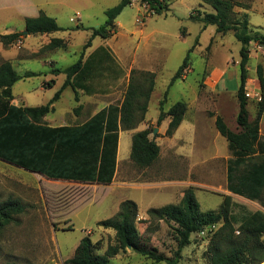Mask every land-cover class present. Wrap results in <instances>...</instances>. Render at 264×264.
I'll use <instances>...</instances> for the list:
<instances>
[{"label": "rangeland", "instance_id": "374dc122", "mask_svg": "<svg viewBox=\"0 0 264 264\" xmlns=\"http://www.w3.org/2000/svg\"><path fill=\"white\" fill-rule=\"evenodd\" d=\"M7 1L0 0V6L5 5ZM166 1L170 4V11L166 15H156L141 0H133L132 5L126 7L116 19V33L107 40L97 37L92 46L85 51L84 60L94 53L104 57L101 68L97 70L96 67V78L93 80L99 83L100 88L106 89L115 82L118 84L133 57L138 56L141 59L150 54L153 59L156 58L159 70L148 115V118L152 119L157 115L160 102L173 77L193 49L189 67L185 72L186 78L173 84L165 109L168 110V107L171 108L177 102H186L189 106L198 97V93L212 99L197 104L196 110L199 111L197 115L209 129L212 155H231L228 141L218 132L213 119L207 113L216 112L232 131L238 133L242 131L237 124L239 103L236 95L240 87L239 64L242 45L236 40L234 32L217 33L215 26L204 28L203 23L191 18L192 14L197 15L198 12H213L212 7L202 0ZM236 1L242 6L236 8L237 17L243 18L247 14L251 27L264 32V0ZM25 2L26 0H21L20 9ZM120 2L121 0H32L36 10L34 13H38L36 15L45 13L55 18L62 28V31L50 37L66 40L68 47L49 51L47 54L32 55L38 58H30L32 56L29 54L34 50H40L50 37L29 35L24 38L23 45H20L23 52L18 50L19 45L5 51L3 58L14 61L15 69L20 74L35 73L34 76L15 85L16 99L24 100L27 107L49 103L67 80L65 73L56 74L54 71L67 69L80 60L93 29L104 25L107 21L106 11ZM20 9L16 11L0 9V34L10 31L25 32V21L18 12ZM255 45L250 46V67L255 80L252 83L264 101V91L260 90L259 82H256L258 65L264 68V56L257 52ZM18 52L19 58L28 59L15 62ZM95 61L98 64V60ZM217 70L224 71L225 76L220 88L215 92L209 79ZM52 80L56 81V87L42 89L44 82ZM254 86L248 87L253 89ZM126 90L127 83H124L118 87L114 96L104 101L110 103L119 99L121 102ZM219 94L224 96L218 101ZM74 98L75 90L66 89L63 99L57 103L56 113L47 116V120L52 121L62 116L67 109L76 107ZM259 103L257 98L249 99L248 112L251 122L257 117ZM207 109L210 110L206 113ZM260 135L264 142V115L260 123ZM130 140V135L124 133L122 140L124 159L129 155L127 153L130 150ZM158 143L164 144L165 140H159ZM165 154L164 150L163 155ZM259 162H264V155L253 156L249 166ZM220 163L213 162V175L208 173L204 175L200 168L192 175V181L205 185V187L194 185V188L198 187L195 193L203 212L218 211L223 204L225 192L221 187H227V163L223 161V166H220L222 164ZM164 164V157L160 163L149 168L140 169L132 164V168L138 172L132 176L136 182L131 179L127 181L131 185L142 183L136 185L147 186L149 189H129L117 185L58 182L0 160V202L19 199L25 207V211L16 216L0 233V264H64L74 256L81 240L87 236L91 237L93 243L101 241V247L96 248L94 252L103 254L109 246L115 245L116 233L100 227L99 222L116 215L114 207L116 202L144 198L147 203H152L153 207L158 208L181 202L178 203L177 194L186 186L173 183L191 180L189 170L192 161L186 159L184 166L173 174L166 172ZM119 183L120 180L117 181V184ZM233 197L235 205L232 211L239 221L248 213L264 211V192L262 200L255 202L237 195ZM221 225L222 223L211 226L205 229L203 234L202 232L193 234L192 243L183 250L179 264H210L207 250ZM239 225L240 222L236 224L237 227ZM174 228L173 223L144 219L139 211L137 229L142 242L168 257H173L178 248ZM236 236H239V232ZM108 264L157 263L147 260L129 248L111 259Z\"/></svg>", "mask_w": 264, "mask_h": 264}, {"label": "trees", "instance_id": "16d2710c", "mask_svg": "<svg viewBox=\"0 0 264 264\" xmlns=\"http://www.w3.org/2000/svg\"><path fill=\"white\" fill-rule=\"evenodd\" d=\"M156 15H166L170 4L166 0H141ZM210 5L213 12L192 14L193 20L207 26H215L217 33L234 32L241 43L240 51V87L237 92L239 112L237 124L241 132L232 131L224 119L214 112L209 115L215 118L219 133L229 143L233 158L228 162V189L251 201H261L264 192V162H249L255 155H264V142L261 140L260 123L264 115V101L259 103L256 119L249 118V98L246 97L247 84L254 79L250 71L251 49L253 44L264 45V32L254 30L249 16L237 17L236 8L242 7L236 0H202ZM133 0L121 2L106 11L107 21L104 25L94 28L89 41L84 46L80 60L67 69L55 70L56 74L65 73L67 80L54 98L40 107H18L14 100L12 88L23 78L34 76L27 72L19 75L11 62L0 66V159L30 172H36L48 179L70 180L85 183L110 184L113 182L116 168L121 128L133 130L146 120L149 103L156 85V75L151 72L133 70L124 101L120 105H110L81 126L51 127L45 117L54 112L63 91L71 86L78 90L92 93L93 79L103 63L102 56L94 53L86 61L85 51L93 41L100 37L109 39L116 33V19L132 5ZM62 31L55 18L40 13L38 17L26 18L25 32L1 35L0 42L10 46L22 42L26 36L50 35ZM68 42L54 38L44 50L67 49ZM210 47V46H209ZM189 52L182 66L173 77L170 86L160 102L158 125L170 117L166 135L172 137L182 124L188 111V103L177 102L168 110L165 109L167 98L173 84L184 78L189 67ZM98 60V64L95 60ZM256 82L264 91V68L258 65ZM90 78V79H89ZM54 81L50 82L52 86ZM79 109V108H78ZM77 109V110H78ZM150 130L136 133L133 136L131 160L139 168L152 166L160 156V146L150 139ZM246 166V167H245ZM235 203L230 195L224 196L218 211L203 212L197 200L194 188L184 191L179 204H169L148 211L150 220L166 221L175 225L178 248L173 257H168L158 249L149 247L142 242L137 229L139 216L138 205L131 200L120 205L119 212L112 218L99 222L104 229L116 233V243L103 254L94 250L101 247V241L93 243L90 236L83 238L74 256L64 264H108L121 252L130 249L147 260L161 264H179L183 250L189 246L193 234L222 223L215 232L207 250L210 264H262L264 263V211L244 215L240 221L233 214ZM25 207L19 199L0 202V233L16 216L22 214ZM240 222L237 227L236 224ZM71 230V229H70ZM239 232V236L236 233Z\"/></svg>", "mask_w": 264, "mask_h": 264}, {"label": "crops", "instance_id": "0c3cea01", "mask_svg": "<svg viewBox=\"0 0 264 264\" xmlns=\"http://www.w3.org/2000/svg\"><path fill=\"white\" fill-rule=\"evenodd\" d=\"M19 1L21 2V0H17V2H16V0H11V1L8 0L5 5L0 6V9H3V10L14 9L16 11V9H20V7H21V3ZM34 8H35V6L32 3V0H26L25 4H23L22 8L18 11L20 13V15H22L21 19L25 21L26 18L38 17L40 14L36 15L38 13H34V12H36V10ZM22 9H23V11H22ZM32 11H33V13H32ZM12 33H16V32L10 31L8 33L1 34V35L12 34ZM51 35H53V34L39 35V36L50 37ZM31 36H33V35H31ZM52 39H53V37H50L49 41L47 43H45L44 46L40 50H34L32 52V54H29V55L32 56V55L41 54V53L47 54L49 51H53V50H44L45 46H47ZM23 43H24V41L19 42L18 44L5 46L3 43L0 42V66L5 62H11L13 64L14 69H15L14 61L5 60L3 58V53L5 51L16 48V45L17 46L19 45L18 50H22V52H23V48H22V46H20V45H23ZM19 55H20V52H18V55L16 56L15 62L22 61L24 59H28V58H22V57L19 58ZM149 55H147L146 57L145 56L141 57V59H139L138 56L133 57L130 60L129 64L126 66L124 73H123V77L119 80L118 84H116V82H115L114 85L112 84L106 89L100 88L99 83H97V81L93 80L96 77H94L93 79L89 78L91 81H88V82L92 85V93H87L84 90L79 89L78 90V101L76 100V93H75V98H74L77 106L74 108L67 109L62 116H58L56 119H54L52 121H48L47 116L56 113L57 103L61 102V100L63 99L64 91L68 88H72L71 86H68L63 91L60 99L54 103V105H53V107L55 108L54 112L48 114L45 117V119H44L45 122L51 127L81 126V125L87 123L92 117H94L100 111L109 107L110 105H113V104L120 105L124 101L125 94H124V97L121 100V102H119V99H116L110 103H106L104 101V99L109 100V97L114 96L115 91L118 89V87L123 85L124 83H127V87H128L129 81H130V75H131V72L133 70L151 72V73H154L156 75L158 73V70H159L158 60H156V58L153 59L151 57V55L150 56ZM121 56H122V54H121ZM30 58H38V57L32 56ZM15 70L19 75L23 76V74H20L19 71H17V69H15ZM224 76H225L224 71L217 70L215 72L214 76L210 77L209 83L213 84V90L215 92H217L218 88H220V85L224 79ZM184 78H186V76H184ZM25 79L26 78H23L20 81L25 80ZM212 79H214V80L212 81ZM20 81H18L16 84H18ZM52 81H54L52 86L49 85L50 81L44 82L42 85V89H45L47 87L48 88L56 87L57 86L56 81L55 80H52ZM251 84L254 86L253 83H250L248 86L251 87L252 86ZM15 85L12 88L13 96H14ZM250 90H256V86H254V88L250 89ZM126 91H125V93H126ZM219 96H220V98H218V101L220 99H222L221 96H224V94H219ZM151 99H152V97H151ZM206 100L212 101V99H210L206 95L202 96L198 93V97H196L191 102V105L188 106V111L185 115V118H184L182 124L180 125V127L178 128V130L175 132V134L172 137H168L166 135L169 124L171 122L170 117L166 118L160 125H158V118L160 115V110L158 111V113L155 117H153L152 119L148 118L149 111H150V103H151V100H150L149 109H148V112L146 114V120L144 122H142L140 125H138V127L136 129L125 130V129L121 128V130H120L118 156H117V168H116V174H115V177H114V180L112 183H110V184H99V183H85V182L70 181V180H56V179H50V180H54V181H58V182L83 183V184H90V185H113V186L117 185L118 187L121 186V187H126L129 189H143V188L149 189L147 186L145 187L143 185H136V184H142V183H135V184L131 185L127 180L131 179V180L135 181V179H133L132 176H135L138 174L137 170L132 168V166H131L132 164H135L131 160L133 136L136 133L141 132V131H145V130L151 131V127H153V130L151 131L152 133L150 135V139L155 140V142L160 146V149H161L160 156H159L158 160L153 165L160 163L164 157V162H165L164 166H165L166 172L173 174L176 171L180 170L184 166V164L186 163V159H190L192 161L191 168L189 170V175L191 176V180L185 181V182L184 181H178V182L173 183V184L180 183V184H183L182 186H186V187H183L181 190H179V192L177 194V199H178V203H179L182 199L181 197H183L184 191L187 190L188 188H194V185H196V184H198L199 186L205 187V185L203 183H196V182L192 181V178H193L192 175H194V172L197 168H200L201 172H203L204 175H205V173H208V175H213V172H214L213 162H216V163L221 162L222 164L220 163L221 164L220 166H223V161H225L227 163V177H228V162L230 159L233 158L232 154L231 155H228V154L212 155V153H211L212 140H211V136L209 135V132H208L209 129L202 122V120L198 117L197 114L199 113V111L196 110L197 104L199 102H206ZM12 104H14L18 107H27L26 105H24L25 104L24 100L19 101L16 99L15 96H14V100L12 101ZM166 105H168V104H166ZM38 107H40V106H38ZM169 108L170 107H168V109ZM193 109H194V111H193ZM190 110H191V115H189ZM209 110L210 109H207L206 113ZM238 112H239V110H238ZM238 112H237V116H238ZM214 113L216 115H218L216 112H214ZM207 115H209V114L207 113ZM209 117L213 119V122L215 124V118L211 117L210 115H209ZM215 127H216V125H215ZM155 130H157V131L155 132ZM124 133H127L128 135H130V139H131L130 143H129L130 150L127 153L129 155L125 159L122 156V140H123ZM159 140H165V143L159 144L158 143ZM228 146H229V143H228ZM164 150L166 153L165 156L163 155ZM229 150H230V148H229ZM4 162H6V161H4ZM9 164H11V163H9ZM18 168H20V167H18ZM147 168H149V167H147ZM20 169H23V168H20ZM140 169H142V168H140ZM141 171H142V173L144 172V170H141ZM28 172H30V171H28ZM31 173L39 174L36 172H31ZM206 177L207 176H205V178ZM118 180H120L119 184H117ZM226 186L227 187H225V188L221 187V189L225 192L224 196L230 195L234 200L233 195H237V194H233L232 192L229 191V189H228V178H227V185ZM197 188L198 187L195 186L194 190L196 191ZM237 196H240V195H237ZM240 197L244 198L242 196H240ZM244 199H246V198H244ZM127 200L134 201L138 205L140 214L142 217H144V219L149 218L148 211L150 209L158 208V207H153L152 203H147V201L144 200V198H142L140 200L135 199V198L127 199ZM127 200H120V201L115 203L114 207L116 210V214L120 210V205L124 201H127ZM253 202H255V201H253Z\"/></svg>", "mask_w": 264, "mask_h": 264}, {"label": "built area", "instance_id": "2783aa9c", "mask_svg": "<svg viewBox=\"0 0 264 264\" xmlns=\"http://www.w3.org/2000/svg\"><path fill=\"white\" fill-rule=\"evenodd\" d=\"M255 47L257 48V52L263 54V56H264V45L256 44ZM249 69H250V71H252L251 67ZM253 81H255V80L252 79L249 83H252ZM246 97L249 98V99L257 98L259 100V102L263 101L262 96H261V94L259 92H257L256 90H250L248 87H247V90H246ZM203 233L204 232H202V234ZM262 264H264V263H262Z\"/></svg>", "mask_w": 264, "mask_h": 264}, {"label": "water", "instance_id": "95a60500", "mask_svg": "<svg viewBox=\"0 0 264 264\" xmlns=\"http://www.w3.org/2000/svg\"><path fill=\"white\" fill-rule=\"evenodd\" d=\"M157 130H155V132H156ZM130 248V247H129Z\"/></svg>", "mask_w": 264, "mask_h": 264}]
</instances>
